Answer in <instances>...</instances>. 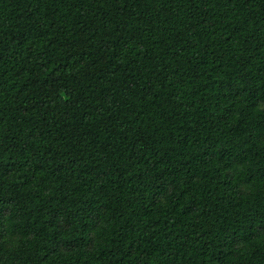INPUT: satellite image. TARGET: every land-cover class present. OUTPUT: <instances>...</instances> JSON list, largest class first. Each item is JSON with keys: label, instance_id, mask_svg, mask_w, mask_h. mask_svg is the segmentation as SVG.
I'll return each mask as SVG.
<instances>
[{"label": "trees", "instance_id": "obj_1", "mask_svg": "<svg viewBox=\"0 0 264 264\" xmlns=\"http://www.w3.org/2000/svg\"><path fill=\"white\" fill-rule=\"evenodd\" d=\"M0 264H264V0H0Z\"/></svg>", "mask_w": 264, "mask_h": 264}]
</instances>
